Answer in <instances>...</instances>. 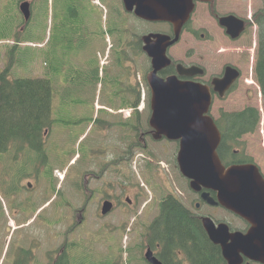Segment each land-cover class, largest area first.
<instances>
[{"label":"flooded vegetation","instance_id":"af4514ba","mask_svg":"<svg viewBox=\"0 0 264 264\" xmlns=\"http://www.w3.org/2000/svg\"><path fill=\"white\" fill-rule=\"evenodd\" d=\"M194 2L195 7L190 18L182 24L179 40L171 48L177 47V52L171 49L168 51L172 62L161 69L158 76L163 79L177 76L181 81H193L207 86L213 100L211 114L216 121L224 122L223 114L228 111L218 104L238 96L253 97V91L256 92V88L250 86V80H253L264 94V0H194ZM230 16L242 21V25L237 22L234 28V31L238 29V32H231L227 25L222 24V20ZM145 33L146 31L141 33V36L135 32L131 34L128 74L124 77L132 83L130 86L133 87L137 81L139 61L143 59L148 64L147 73L139 71L140 79L146 81L148 74L152 71L151 59L144 52V54L141 53L144 47L142 38ZM164 33L173 36V27L168 24ZM96 61L97 58L93 60V65L98 70ZM95 69L91 72L86 71L84 74L70 68L67 73L68 84L73 82L71 75L77 73H81L82 76L74 80L75 84L83 83L86 79L90 81L97 74ZM190 69L193 76L184 74V70ZM226 75H229L233 82L225 95L221 96L214 82L222 80ZM107 77L111 78L108 86L112 90L100 95V99L111 101L115 106L116 99L123 96L116 94V69L114 72H108ZM135 96L134 92L124 95V98L130 99ZM100 114L102 116L94 121L103 125L100 130L102 137L99 144L106 152L103 154V160L107 164L102 166L99 178L104 180L105 178H102L106 176L110 182L104 183L106 189L99 198V206H102L105 201H110L113 204L111 213H114L116 211V181H114L116 178V111ZM226 129L234 131L240 128L226 127ZM139 132L138 139L144 143V148H149L154 143L152 129L141 127ZM49 134V130H46L45 137ZM235 135L237 134H231L232 138ZM240 135L242 137L239 143L244 148L243 155L246 156L241 162L256 163L263 173L264 142L260 131L250 134L248 129H244ZM253 139H257V145L255 143L254 146L260 144L261 149H251ZM164 141L160 140L156 143ZM175 143L178 144V142ZM4 145L6 150L0 153V177L3 181L2 197L0 196V259L3 264H55L58 258L57 237L60 238L65 232L64 244L59 252L67 253L72 224L74 221L80 224L77 219H80L81 213L80 221L86 222L88 203L82 211H79V216L75 219L71 199L66 198L64 203H59L60 209H58V205L55 204L57 195L50 196L54 192L53 179L50 174L49 180H47V174L41 175V168L44 165L40 166V161H48V156L41 158L38 152H26L25 148L28 145L19 138L6 141ZM226 152H230V148L222 152L224 158H227ZM42 176L44 183L38 189ZM91 182L92 179L85 185L86 190L91 193L90 202L95 194V191L90 188ZM197 196L199 198L197 206L200 208L201 194ZM44 199H46L45 203L39 206ZM241 223L244 228H247L245 230L249 229L250 224L247 221L241 220ZM67 227H69L68 230ZM217 250L221 256V264H228L219 246ZM243 264L261 263L245 260Z\"/></svg>","mask_w":264,"mask_h":264},{"label":"rangeland","instance_id":"374dc122","mask_svg":"<svg viewBox=\"0 0 264 264\" xmlns=\"http://www.w3.org/2000/svg\"><path fill=\"white\" fill-rule=\"evenodd\" d=\"M35 21L29 25L28 30L31 35L32 42H42L45 43L30 47V48H16L14 49L13 43L10 42L13 32V23L20 20L19 12H18V0H0V70L5 68V65L8 64L10 61H18L19 68H14L13 76L16 77H45L50 78V75L56 79H63L67 71H63L65 66L62 62H64L63 56L59 57L56 55L54 48L51 46V43H48L49 40H54V35L56 33V25L59 23L61 19V11L65 12V7L57 0H35ZM96 0H94V3ZM114 2L118 3L119 0H113ZM67 8V7H66ZM108 11V9H106ZM105 10V11H106ZM65 14H67L65 12ZM81 17V20L84 19V16L80 15L76 17L78 20ZM94 18H96L94 16ZM91 27H94V23L92 22ZM158 28H166L163 27H154L153 30ZM159 30V29H158ZM34 38H33V36ZM45 45V47H43ZM109 45V44H108ZM24 47V46H21ZM96 48H100V42H97ZM101 52L100 58V65L103 63L104 67H102V71L105 73L104 77L100 80L97 87L91 90L85 86H76L74 80L80 78L82 76L81 73L72 74L71 78L73 80L71 87V93L74 94L77 99H90L89 101H79L73 102L77 106L74 108L78 117L75 119L79 125L80 118H84L85 116H89L92 114H98V105H102L104 102H94L91 100V94H100L106 93V85L108 84L107 73L115 70V63L112 62V53L109 51L104 52L103 49H99ZM173 52H177V47L173 49ZM91 53L94 55L96 53L91 51V47L83 48L80 53L78 54V58L81 62L88 63L91 59ZM108 53V54H107ZM108 55V56H107ZM61 61V62H58ZM138 72L146 70L147 66L145 61L142 59L138 62ZM61 69L62 71H53V69ZM76 70L78 68H75ZM117 73V70H116ZM258 93L253 91V97L251 98H243L242 96H238L233 99H229L224 103H221V106L224 107V110L230 111H240L245 109L246 107L257 105L258 103ZM61 102L58 100L54 101V108L55 110L61 109ZM73 114V113H72ZM71 118H75L76 115ZM58 117L62 119L70 118L69 114L66 113V117L64 114L59 113L58 115L54 114V118L57 119ZM123 117V116H122ZM70 118V119H71ZM124 118V117H123ZM64 125H61L60 122H57L53 126L52 137L49 140V143L55 141H64L62 145L59 146L60 154L56 156V162L53 164V167L56 168L57 172L61 175H65V180L62 181V177L58 175L57 178L59 179V187L58 189L63 193L61 197L56 200L55 204H59L64 202L66 197H71L72 190L74 193V183L79 176V172H81L89 163L91 162V141L95 137L96 134V127L87 126L84 124L81 128L70 129L69 131H64ZM75 125V124H74ZM72 124V127H74ZM86 129V135L84 138L78 139L77 134L78 131H83ZM98 127V125H97ZM254 143L251 146L252 150L261 149L260 144L258 146H254L257 142V139H253ZM120 141V140H119ZM116 136V147H118L120 143ZM52 143L50 144V146ZM123 145V144H122ZM257 145V143H256ZM157 149H161L160 147H156ZM165 152V158L162 160L159 173H156L155 177L157 178L158 182L160 183L161 187L156 190V193L147 192L142 186L135 187L133 189H129V191L125 194L122 200L125 202L127 197H130L132 200L135 201V204L130 207H123L116 210V217H107L105 220L99 218L97 212V198L93 200L91 205V211L89 212L88 217V224L83 225V227H79L73 233L71 240L76 242H81L83 248L80 249V253H85L87 259L90 258L92 262L101 263L105 261L108 256L110 255V250L112 247V251L115 254L112 258H116V252L119 250L120 245L124 248L133 247V251L131 252L134 254L133 256L141 257V239L140 233L141 228L143 225H148L154 216L157 214L158 208L156 203L165 195L173 194L178 196L183 201H188L193 196L189 192L188 186L186 185L185 181L180 177L178 171L174 168V165L168 164V161L174 160L175 154V147L172 145H166L163 149ZM76 153V159L71 162V154ZM136 161V168L133 167L134 172L142 175L140 170H143V165L145 161H147L143 157H139ZM156 163V162H155ZM130 167V166H128ZM117 169V167H116ZM65 170V171H64ZM63 171V172H62ZM135 173V175H136ZM118 175V171L116 170V177ZM138 180V179H137ZM62 181V182H61ZM144 184L148 188L153 189V182L151 177H144L142 179ZM126 182V181H124ZM93 188L98 187L97 183H94ZM156 188V187H155ZM117 195L121 193L120 190H116ZM153 195V201H155V206L151 209L147 210L144 207L147 203L148 198ZM73 207L74 209H81L83 205V200H81L80 196L74 193L73 196ZM212 215L216 216L218 219H226L228 221L234 222V225L239 227V222L234 221L230 215L225 213L224 211L221 212L219 210H211L205 209ZM136 221V222H135ZM135 222L136 229L133 228V224ZM124 224V226H123ZM88 225V226H87ZM60 229L58 228V231ZM110 234H116L115 239L111 242ZM59 245V244H57ZM129 252L125 253L122 258V264L126 261V257H129ZM90 255V257H89ZM100 259V260H98ZM136 259V258H135ZM79 261V259H77ZM0 264H3L0 262ZM130 264H137L134 261H131Z\"/></svg>","mask_w":264,"mask_h":264},{"label":"water","instance_id":"95a60500","mask_svg":"<svg viewBox=\"0 0 264 264\" xmlns=\"http://www.w3.org/2000/svg\"><path fill=\"white\" fill-rule=\"evenodd\" d=\"M125 10L148 22H167L173 26L174 38L165 34H150L144 37V51L152 60V72L148 75L151 89L150 126L155 138L166 137L180 141L178 154L179 168L183 176L191 180V188H202L217 193L218 201L203 197L212 205L221 204L242 217H248L253 227L247 235L229 234L228 227L218 228L210 220L204 227L210 238L222 247L229 264H241L242 255L264 263V191L253 170L247 166L235 165L226 169L221 163L217 149L221 135L214 121L207 115L211 96L208 89L190 81H180L176 76L166 80L158 72L170 64L167 50L179 39L180 28L193 10V0H123ZM26 20L30 17L29 4L21 5ZM229 18L228 24H233ZM231 28V27H230ZM179 71L180 68H178ZM182 73V72H181ZM184 74L193 76L192 70ZM227 77L222 83L229 84ZM112 206L106 202L102 213L105 215ZM151 264H163L146 253Z\"/></svg>","mask_w":264,"mask_h":264},{"label":"trees","instance_id":"16d2710c","mask_svg":"<svg viewBox=\"0 0 264 264\" xmlns=\"http://www.w3.org/2000/svg\"><path fill=\"white\" fill-rule=\"evenodd\" d=\"M57 1L65 7V12L67 13L65 14L64 11H61V19L56 25L54 40H49L48 42L51 43L57 56L62 55L64 58L68 51L71 49L75 51L85 44L84 38L74 40V34L85 26L84 19L81 20L80 17L76 20V17L80 15L84 16L85 19L88 17L87 21L89 23L92 20L90 17L99 14L100 19L96 20L97 25L94 27V30H89L90 32L86 39L91 42L97 35H100V32L103 38L110 35L113 40H116V48L112 51L116 59V66L123 65L129 56V47L131 46L129 40L134 25L132 24L133 17L125 13L119 3L113 0H102V3L108 6L110 13L108 20L103 22V10L94 6L91 0ZM28 32V29L24 33L18 32V35H16L17 41L19 43L30 41L31 35ZM1 78L4 79L0 85V151L5 152L6 150L4 142H9L13 138H19L31 149L39 151L42 154L46 153L43 140L44 131L52 127L55 122L53 118L55 100L52 81L50 78H24L10 82L6 80L7 73L2 74ZM121 79L122 77L116 76V92L122 90L123 84H119ZM64 103L62 102L60 110L65 115L67 107ZM106 103L111 104V101ZM118 103L116 101V108L118 107ZM125 106L127 104L122 103L120 107ZM227 116H229V121L225 123L229 125L228 127L240 128L239 130L228 131L229 134H239L244 129L252 130L255 123L259 120L258 112L255 109H246L243 112ZM136 127L130 121L120 122L116 117V136L118 141H123L125 144L128 143V137L135 132ZM224 145L223 143L221 149L225 148ZM95 146H91V162L78 173L79 176L74 183L76 191L90 179L88 176L89 172L107 164L103 160V154L106 152L102 147L98 150ZM115 152L116 166L120 168V174L130 176L128 179H135L134 173L131 175L130 167L128 166L134 160L137 149H134L131 145L123 147L120 144L116 147ZM56 153L60 154V151L58 150ZM74 154L73 152L70 157L72 158ZM53 162H50L49 165L52 167L51 174H53L54 170ZM160 208V215L150 230H153L154 236L152 244L155 246L157 243H160L163 247L162 254H159V256L165 264H181L180 262L175 263L176 254L179 251L187 254L190 264H221V256L217 250V246L209 241L198 215L185 210L180 202L172 196L166 197L162 201ZM77 246L79 245L77 244ZM77 246L73 245L72 249L76 250ZM122 255L123 251L119 249L116 252V258L110 259L108 264H122V260L120 259ZM87 261V264H97V262H92L90 258ZM55 264L76 263L71 260L67 253H63L57 258Z\"/></svg>","mask_w":264,"mask_h":264}]
</instances>
